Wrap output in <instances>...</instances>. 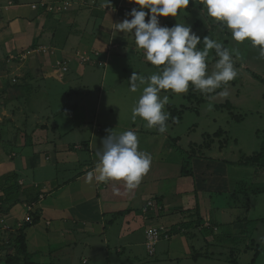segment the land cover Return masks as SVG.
Returning a JSON list of instances; mask_svg holds the SVG:
<instances>
[{
    "label": "crops",
    "instance_id": "crops-1",
    "mask_svg": "<svg viewBox=\"0 0 264 264\" xmlns=\"http://www.w3.org/2000/svg\"><path fill=\"white\" fill-rule=\"evenodd\" d=\"M14 1L16 4L0 15V81L10 70L11 63L18 64L16 71L19 84L14 87L18 90L13 89L9 83L6 84L8 87L2 88L13 99L23 96L22 88L32 87L35 82H46L45 90L48 95L47 83L57 84L51 80L53 78L49 73L51 67L59 77L54 65L56 54L35 53L28 56V50H36L42 46L54 49L57 56H65L60 59L67 60L70 65L76 63L74 70L80 73L85 70L79 60L82 55L99 57L102 61H94V64L99 63L106 68L113 55H116V23L131 19L122 14L121 10L130 0H115V4L112 0V7L105 9L100 8L101 0H73V6L67 14L60 16L59 20L52 19L51 23L56 24L42 30L41 13L32 9V5L41 0ZM2 3L0 0V4ZM135 8H139V5ZM58 34L61 41L57 39ZM129 42L134 45L131 40ZM56 44L58 48L54 47ZM18 54H23L24 60L27 57V61L19 63L16 60ZM88 75H93V71L88 70ZM38 76L41 80H37ZM65 77H59L62 81H56L68 82ZM70 115L69 120L58 121V125L52 128L38 119V124L27 130L32 136L29 142L26 137H20L25 149L32 150L26 164L24 163L25 167H31V176L14 172L13 165L12 170L6 171L2 168L3 160L0 157V178L11 174L19 175L21 200L18 203L16 200L11 201L10 206H2L1 211L8 210L5 218H0V247L24 227L28 218L29 222L32 221L31 215L36 214L40 221L28 227L26 234L29 251L37 264H144L150 261L173 264L180 263L183 260L180 257L191 259L190 244L183 235H176L169 241L160 243V255L150 258L145 248L144 231L158 223L164 226L166 223L176 225L184 220L185 216L180 211L174 212L177 208L187 211L197 207L195 187L202 193L199 201L201 215L207 216L211 212V206L207 202L206 193L230 192L228 189H219L215 184L218 182L217 175L214 174L217 170L210 171L209 165L195 160V183L185 178L187 184L175 186L172 194L161 187L169 177L149 179L153 182L148 184L143 181L146 178L144 176L140 185L132 191L122 181H89L88 173L99 163L91 147L93 137H90V143H84L88 137H81V134L89 131V123L86 121L89 115ZM33 116L36 117L35 114ZM94 120L99 123L97 115ZM125 120L120 121L121 124ZM8 122L17 129L14 117L9 118ZM29 122L30 115L23 128H27ZM95 130H92V136L95 135ZM139 133L144 134L143 130ZM138 139L140 143V135ZM16 157L13 155L11 159L15 160ZM159 161L164 163V160ZM222 165L219 163L220 171L225 167ZM3 187L4 184L0 181V198L4 197ZM154 198L161 200V212L157 215L150 211L154 217L147 219L143 210ZM175 199L177 201L174 205L172 201ZM224 209L228 211V208ZM224 209L220 208L221 211ZM176 215L180 216L179 219ZM234 227L223 230L230 234L235 230ZM196 243L202 244V240Z\"/></svg>",
    "mask_w": 264,
    "mask_h": 264
},
{
    "label": "rangeland",
    "instance_id": "rangeland-1",
    "mask_svg": "<svg viewBox=\"0 0 264 264\" xmlns=\"http://www.w3.org/2000/svg\"><path fill=\"white\" fill-rule=\"evenodd\" d=\"M114 1L113 4H115ZM1 2H3L0 4L1 10L8 8L10 4H16L12 0H1ZM135 7L136 5H132L130 1L126 2L125 7L123 6L121 9L123 10L122 14L126 15L130 9ZM53 14L57 15L56 13ZM179 20L181 23L190 25L193 31L201 38L206 35L207 30H211L213 32L211 36L214 39L221 40L226 47L238 49L239 55L236 58L235 66L239 74L225 86L229 93L227 96L219 95V92L223 89H218L211 96H205L206 100L200 106L197 107L195 104L197 111L193 109L185 110L181 119L178 118V124L173 125L167 123V131L161 134L156 128L149 129L145 127L146 122L140 117H137L135 121L131 118L132 109L136 106L142 92V88L138 89L135 93L129 90V80L132 74L139 72L144 75H149L158 72L162 68V66L157 67L152 65L146 60L144 50L137 48L135 45V37L133 34L130 33L128 36L124 32H116V55H113L106 68L99 63L94 64V61H102L99 57H93V63H89L87 56H80V63L85 69L82 73L74 70V67L77 65L76 63L70 65L67 60L60 59L65 56L60 57V54L57 56L58 53L54 49L42 46L36 50H28L26 54L28 56L35 53L55 56V53L57 59L54 61V65L59 77L64 78L66 76L65 80L68 82H57L56 80H62L59 79L56 71L50 67L49 73L51 78L55 79L51 80L57 84L47 83L46 89L49 95L45 90L46 82H35L32 87L22 88L24 91L23 96L13 99L6 94L5 89L2 90V88L8 87L6 85L7 83L13 89L19 84L17 78L18 73L16 71L18 64H10V70L4 76L6 79L2 78L0 81V86L2 85L0 88V157L3 160L2 168L6 169V171L8 169L12 170L13 165L14 172L17 171L19 174L31 176V167H25L24 163L26 164L27 158L32 150L25 149L20 142V137H26V141L29 142L32 136L27 130L35 127L38 124V119L52 128L56 124L58 125V121L65 122L69 120L70 114H88L89 119L86 121L89 123V131L81 134V137H88L84 143H90V137H93L91 147L93 148V155L96 160H99L96 153L102 151L103 139L110 134L108 130H115L117 134L128 130L134 132L137 130L135 133L141 137L139 143L140 150L150 153L153 158L150 170L145 175L146 178L143 181H147L149 184L153 182L149 179L169 177L166 182L161 184V187L169 194H172L175 186L180 187L183 184H187L186 177L180 174L184 157V153L181 150L188 151L191 144H202L204 136L207 134L213 135L218 130L223 129V131L230 133L231 140L229 147L218 151L217 142L220 139H216L217 145L215 144L214 149L206 153L207 157L204 159H192V166L194 172H196L194 161L204 162V164L209 165L210 171L217 170L214 174L215 176L217 175L218 182L215 184L218 185L219 189L223 188L232 191L234 188L232 197L230 198L231 202L229 204L225 203L224 205L226 207L228 206L226 221L232 220V222H235V230H233V233H237L238 235L244 234L242 238L248 240L247 247L241 242L242 253L239 257V263L251 264L256 250L259 248L260 250L257 251L259 256L254 264H264V221H256L264 218V194H259V196H255L254 194V191L259 192L258 189L261 190L264 188V172L256 171L255 173L253 167L246 168V170L239 167L241 172L237 173V169L231 166L237 163L244 155H253L260 149V140L257 133L259 131L264 132V83L256 79V76L261 77L264 81V59L260 58L258 49L252 47L250 42L239 44L232 40L230 32L226 29L221 31L217 23L207 17L206 11L204 14L202 13V5L199 4L198 0L193 5L190 2L188 9L179 17ZM160 21L162 26L167 27H172L178 22L177 18L173 17H160ZM57 39L60 40L59 34ZM62 40H64V37H62ZM129 40L134 45L130 44ZM54 47L58 48L57 44ZM43 49H46V52ZM22 57L24 58L23 55ZM214 59L213 54L209 61V72L214 70ZM19 61V63L26 62L27 57H25V60L21 59ZM62 62L68 64L67 71L64 73L61 72L58 66ZM88 70H92L93 75L87 76ZM37 80H41L40 76L37 77ZM102 81L105 83H102ZM35 84L42 86H36ZM188 93L189 91L184 94L175 95L167 91L162 92V96H169V102L165 107V111L170 115V111L168 110L169 106L178 109H181L180 107L184 105L190 107L191 103L186 99ZM225 103L231 104L234 114L243 116L244 120L238 122L233 121L229 110H220L217 108V106ZM12 114H15V116ZM29 115L30 122L27 128H23L25 120ZM96 115L99 123L97 120H94ZM13 117L17 129L8 122V119ZM124 119H126L125 122L121 124L120 121ZM108 125H111V127ZM135 126L136 129H134ZM93 129L96 130L95 135L92 136ZM142 130L144 134L139 133ZM175 138L180 139L178 142L180 148L173 146L172 141ZM86 151L88 152V150ZM87 152L86 154L88 155ZM13 155L17 156L15 160L11 159ZM159 159L164 160V163L160 162ZM219 163L225 166L223 171H220ZM242 171L244 172L241 175ZM189 180L192 182L191 179ZM240 181L241 184H239ZM219 192H211L212 202L220 203L223 199L225 200L224 197L219 196ZM235 192H237V196L234 195ZM247 194L250 196L248 197ZM176 201L177 199L172 201L174 205ZM248 203H250L249 208H247ZM9 206H6V208H9ZM203 209H206V207L203 206ZM247 209H249V212ZM7 210L1 211L0 208V213L4 214L3 216L0 214V218H5ZM152 210L157 214L161 212V209L156 206ZM180 210V208H177L174 213H178ZM222 215L225 216L224 213ZM211 216L213 220L219 219L220 217V213L215 210L214 204L211 206ZM179 217V215H176V218L179 219ZM152 226L151 229L159 226L164 227L159 223ZM171 226L166 223L164 228ZM208 239L210 247L205 249L204 247L206 246L204 243L196 244L195 250H199L198 252L202 254H205V252H209V254L213 253L215 254L213 259H200L195 262L192 257L191 259L180 257L183 260L180 263L176 262L173 264H229L226 261L227 257L224 255L228 253V248L231 245L227 241H220L217 245H214L213 240L211 238ZM127 254L128 252L126 251L125 255ZM159 255L158 252L157 256ZM4 257L5 253L0 252V264L1 262L3 264L5 263ZM157 263L159 262L150 261L144 264Z\"/></svg>",
    "mask_w": 264,
    "mask_h": 264
},
{
    "label": "clouds",
    "instance_id": "clouds-1",
    "mask_svg": "<svg viewBox=\"0 0 264 264\" xmlns=\"http://www.w3.org/2000/svg\"><path fill=\"white\" fill-rule=\"evenodd\" d=\"M139 5L124 19L116 23L115 30L133 34L135 45L145 52V58L154 66H162L156 73L144 75L134 72L129 80L133 93L142 88L141 95L132 109L131 118L144 120L145 127L167 131L169 114L165 107L169 102L167 91L175 95L187 93L192 87L205 96L218 89L227 96L226 89L238 76L237 48L211 36L203 39L190 25L181 23L179 17L188 9L190 0H130ZM202 13L213 19L221 31L230 32L233 41L250 42L264 59V0H199ZM100 8L112 7V0H101ZM147 17V21H146ZM160 17L177 18L172 26H162ZM200 46V47H198ZM216 57L214 70L209 72L210 57ZM89 63L92 57L88 56ZM69 64V63H68ZM103 139L102 151L96 153L99 163L88 173V180L97 182L122 181L129 191L135 190L152 165V155L139 148L138 135L131 130L117 134L108 130Z\"/></svg>",
    "mask_w": 264,
    "mask_h": 264
},
{
    "label": "trees",
    "instance_id": "trees-1",
    "mask_svg": "<svg viewBox=\"0 0 264 264\" xmlns=\"http://www.w3.org/2000/svg\"><path fill=\"white\" fill-rule=\"evenodd\" d=\"M12 1H14V0H12ZM190 2H191V5H193L194 3L197 2V0H191ZM14 5L15 4H11L8 7H13ZM36 12L41 13L40 18L43 19L42 20L43 21L42 30H47L48 27H50L52 24H56L55 22L51 23L52 19L59 20L61 18L60 16L68 13V11H67V12H61L60 14L54 15L53 12H49L45 9L36 10ZM213 27L216 28L215 26H213ZM212 33L213 32L211 30L210 31L207 30L205 36H209V34L211 36ZM203 38H201V39H203ZM198 47H200V46H198ZM22 55L23 54H18V57L16 60L24 59L22 57ZM215 59H216V57H215ZM215 59H214V61H215ZM256 79H259L264 83V81L261 77L256 76ZM17 89L18 88H16V91H17ZM186 99L191 103L190 107H188L186 105L181 106L180 107L181 109H178V108L173 107V106L168 107V110L170 111V115H169V119H168L167 123L177 125L178 124V118L181 119V117L184 115L185 110L193 109V110L197 111V107L200 106V104L204 100H206L205 95L201 94L197 90H194L192 87H190L189 93L186 96ZM195 104L197 105V107L195 106ZM217 108H219L220 110H229V113L231 115V119L233 121L238 122V121L244 120L243 116L234 114L233 107L229 103H225L223 105L217 106ZM228 133L229 132L223 131V129H220L216 133H214L213 135L207 134L206 136H204V141L202 144H191L188 151L181 150L184 153L182 167L180 170L181 176L186 177L187 179H191L192 183L194 184L195 183V172H194V169L192 166V159H194V158L195 159H197V158L204 159L205 157H207L206 153L208 151H212L214 149V146L216 144V139H220L217 142L218 151H222L224 148L226 149L227 147H229V142H230L231 138H230V133H229V135H228ZM257 135H258V138L260 140L259 151L254 153L253 155H250V156L244 155L234 165L229 164L232 167H235V169H237V173L241 172L239 167H241L245 170H246V168L253 167L255 169V173H256V171L257 172H264V132L259 131L257 133ZM224 136H226V137L223 138ZM179 141H180V139H178V138L173 139V141H172L173 146H176V148H180L178 146ZM235 143L238 144L237 142H235ZM208 158H210V157H208ZM229 165H228V167H229ZM243 172L244 171H242L241 175L243 174ZM19 179L20 178H19L18 174H11V175L0 178V181L4 184V187H3L4 197L0 198L1 210H2V204L3 205H6V204L9 205V203H11V201H14V200H16V203L21 202L20 192H19V187H20ZM239 184H241V181L239 182ZM194 191H195V195L197 197V203H198L197 207L193 210H187V211L180 210L181 214H183V216H185L184 220H182L180 223H178L176 225H172L169 228H164L165 227L164 225H163L164 227L159 226V227L152 228V229H151V227H153V226H149V227L145 228L144 232L151 229V230H154L158 235V243L155 246V251L151 254L148 251L147 246H146L147 237H146V233H145V247H146L148 256L150 258L157 256L158 247H159L160 243L161 244L164 243L165 240L169 241L172 237H174L176 235H178V236L183 235V236H185L187 242L190 244L189 247L191 249V257L193 258V260L195 262H197L200 259H213L215 257V254H213V253L209 254V252H205V254H202V253L198 252L199 250H195L196 244H197L196 242H198L199 240H202V243H204V245L206 246V247H204L205 249H207V247H210V242H209L208 238H211L214 242V245H217L220 241H227L231 246H229V248H228V253L226 255H224L227 257L226 261L229 264H240L239 263V257L241 256L240 254L242 253L241 244L243 243L244 246L247 247L248 240L246 238H242L244 234L238 235V234H233L232 232H230V234H227L226 230L225 231L222 230V229L227 228L226 226H231V227L235 226V222H232V220L226 221L227 210L224 209V207L228 208V206L226 207L224 204L225 203L229 204L231 202L230 198L232 197V192L234 191V188L230 192H228V191H220V192L217 191V192H219L220 197L225 198V200L223 199V201H221L220 203L219 202H216V203L212 202L211 192L206 193L207 202L210 204V206H212L214 204L215 210L218 213H220L219 219H214V220L211 216V212H210L211 209H210V211H208L210 213H208L207 216L201 215V207H200L199 201H200V197L202 196V193L199 192L196 187H195ZM258 191L259 192L254 191L255 196H259V194H264V188H262L261 190L258 189ZM234 195L237 196L238 195L237 192H235ZM249 196L250 195H248V197ZM34 199H30V200H34ZM154 206L161 209L162 208L161 207V200L154 198V201H150L147 203V206L143 210L145 215H147V219L154 217L153 214L150 212V211H153L152 208ZM249 206H250V203H248L247 208H249ZM220 208H223L224 211L223 210L221 211ZM222 213H224V215H225V216L222 215L223 219L221 216ZM31 218H32L31 222H27L23 228L19 229L15 235L11 236L8 243H3L2 246L0 247V252L5 253V257L3 258L5 261L4 264H37L33 260V256L31 255V253L29 251L26 229L32 225L39 223L40 220L36 214L31 215ZM260 220L264 221V218H261V219L256 220V221H260ZM224 226H225V228H224ZM258 250H260V249L258 248L256 250V253L254 255V258L252 259L251 264H254L257 261L258 256H259V253H257ZM246 253H248V252L246 251ZM222 257H223V255H222ZM1 264H3V262H1Z\"/></svg>",
    "mask_w": 264,
    "mask_h": 264
},
{
    "label": "built area",
    "instance_id": "built-area-1",
    "mask_svg": "<svg viewBox=\"0 0 264 264\" xmlns=\"http://www.w3.org/2000/svg\"><path fill=\"white\" fill-rule=\"evenodd\" d=\"M72 6H73V0H41L40 2L33 4L32 9L34 11L45 9L49 12L60 14L61 12L69 11ZM8 8H5V10ZM3 10L0 9V15L3 12ZM43 51L46 52V49H43ZM67 65L68 64L66 62H62L58 64L59 69L61 70L62 73L67 71ZM29 209L31 210V208ZM29 221L30 218L27 219V222ZM1 222L4 221L2 220ZM146 237H147V243H146L147 249L152 254L155 251L156 244L158 243V235L154 230H148L146 231Z\"/></svg>",
    "mask_w": 264,
    "mask_h": 264
}]
</instances>
